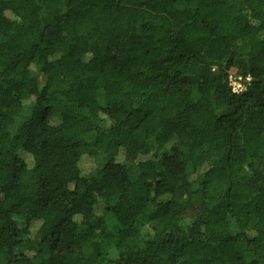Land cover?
<instances>
[{"label":"trees","instance_id":"1","mask_svg":"<svg viewBox=\"0 0 264 264\" xmlns=\"http://www.w3.org/2000/svg\"><path fill=\"white\" fill-rule=\"evenodd\" d=\"M0 264H264V0H0Z\"/></svg>","mask_w":264,"mask_h":264},{"label":"built area","instance_id":"2","mask_svg":"<svg viewBox=\"0 0 264 264\" xmlns=\"http://www.w3.org/2000/svg\"><path fill=\"white\" fill-rule=\"evenodd\" d=\"M250 79H247V81H244L242 77H235L231 76L229 81H230V86L232 87V91L234 93H241L242 91L245 90L246 83Z\"/></svg>","mask_w":264,"mask_h":264}]
</instances>
